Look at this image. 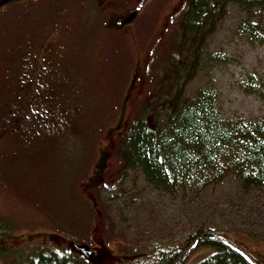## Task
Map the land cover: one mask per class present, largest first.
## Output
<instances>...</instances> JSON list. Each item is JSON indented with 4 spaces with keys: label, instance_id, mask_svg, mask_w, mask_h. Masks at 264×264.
Masks as SVG:
<instances>
[{
    "label": "rangeland",
    "instance_id": "rangeland-1",
    "mask_svg": "<svg viewBox=\"0 0 264 264\" xmlns=\"http://www.w3.org/2000/svg\"><path fill=\"white\" fill-rule=\"evenodd\" d=\"M180 1L92 0L85 6L78 4L79 0L1 3L0 101L8 96L5 88L9 78L5 74L16 56L14 49L35 45L32 43L47 33L50 44L58 41L56 48L62 49L56 57L57 66L60 61L61 66H71L80 82L74 95L78 103L75 127L79 125L81 134L91 136L73 138L63 130L60 136L43 134L30 142L0 139V230L8 233L2 239L22 244V251L34 239L30 233L48 231L47 242L67 246L70 239L85 243L98 261L115 264L130 246L142 250L154 243L180 242L199 228L214 227L235 231L231 242L264 264V190H242L232 173L223 177L210 173L200 183L186 180L168 190L158 189L144 181L140 169L125 170L114 162L121 150L118 144L107 152L108 164L99 172L98 183L90 189L88 181L84 182L93 172L102 147L109 146L104 128L119 114L115 102L127 91L132 71L151 54L147 68L151 72L152 63L164 58L167 44L176 36L174 27L184 7ZM120 5H132L141 12L133 15L127 30L122 29L110 41L113 29L107 20ZM252 11V16L264 18L262 9ZM244 14L232 3L209 38L210 48L225 53L228 62L200 72L187 85L192 90L213 83L224 115L256 118L264 116V98L256 92H244L240 82L249 73L264 76V42L235 32L234 24ZM168 18V30L150 51L158 29ZM67 20L71 26L63 28ZM64 41L67 46L61 48ZM89 61L97 69L96 78H90ZM209 76L214 79L206 81ZM140 99L136 96L123 105L126 120L133 116ZM5 112L4 108L0 111V123ZM51 128L57 132V127ZM199 184L204 187L198 188ZM207 251L200 248L194 256ZM6 259L7 255L0 253V262Z\"/></svg>",
    "mask_w": 264,
    "mask_h": 264
},
{
    "label": "trees",
    "instance_id": "trees-1",
    "mask_svg": "<svg viewBox=\"0 0 264 264\" xmlns=\"http://www.w3.org/2000/svg\"><path fill=\"white\" fill-rule=\"evenodd\" d=\"M182 1L185 2L183 11L174 27L176 36L167 44L164 58L152 63L153 69L149 72L147 68L152 59L151 54H148L149 57L142 63L144 66L138 64L132 71L121 101L116 99L115 108L119 114L110 127L104 128L105 137L110 140L109 146L102 147L93 172L84 181H88L90 189L98 183L99 172L103 173L107 167V152L111 150V146L118 148L119 144L121 150L116 155L120 157L117 156L114 162L125 170L140 169L144 181L158 189L168 190L186 180L189 183H200L202 177L210 173H216L219 177L232 173L237 177L242 190H264V116L245 118L224 115L217 103L218 92L213 89V83L200 84L192 90L187 85L200 72L207 73L212 66L228 62L225 53L210 48L209 38L222 24L232 3L239 5L245 13L234 24L235 32L251 41L264 42V18L261 15H251L254 13L252 9L260 8L264 11V0H181L180 4ZM88 2L91 1L82 0L78 4L85 6ZM24 10L27 9L23 8ZM140 12L132 5H120L111 19L107 20L108 26L113 29L109 40L117 38L122 29L127 30L125 28L128 23ZM168 17L171 16L168 14ZM169 24L170 18L158 29L150 51L168 30ZM66 26H71L69 20L63 28ZM47 37L45 33L38 42L32 43L35 44L34 48L38 47L36 44L40 46L31 53L35 57L29 54L26 62L36 61L39 52H46L47 49L52 58L56 59L62 49L56 48L58 41L52 46ZM30 46L32 45L26 44L24 48H15L14 61H11L10 66L7 65L9 70L5 75L9 80L5 89H8L6 93L11 97L4 96L0 101V111L3 108L6 110L1 121L3 123H0V139L10 137L14 142H30L43 134L55 133L60 136L64 132L58 129L56 132L51 128L56 127V121H63L60 115L65 111L64 104L55 102L56 111L48 116L43 115L45 110L42 113L31 110L32 116L26 111L33 105H27L25 101L24 93L28 94L27 78L24 77L23 64H19L17 56L21 53L19 50L27 52ZM65 46V41L60 43L61 48ZM3 53H7L6 50ZM60 63L62 62L57 66V78L68 76L65 82H72L69 85L75 86L74 92H77L80 82L66 71L71 66H61ZM55 64L58 65L57 59ZM86 66L92 69L90 78H96L94 72L97 69L93 68V63L89 61ZM209 78L214 79L209 76L206 81ZM240 83L244 92H256L264 98L263 75L249 73ZM64 88L71 91L68 87H62L61 90ZM136 96L141 99L134 106L133 116L126 120L123 105L130 104ZM73 100L74 104L67 110L68 120L73 126L65 132L73 138L78 136L85 140V135L91 138L88 134H81L79 125L75 127L74 122L76 118L78 120L75 105L78 103L77 99ZM21 115H25V118L22 119ZM10 120L12 122L9 124ZM54 120L56 121L52 124ZM197 187H204V184ZM90 204L92 207L91 202ZM4 231L6 230H0V253L6 254L7 259L0 264H90V260L68 244V241L67 246L64 243L47 242L45 235L48 231L30 233V238L34 239L22 251L19 250L22 244L2 239L3 235H8ZM234 233L236 232L214 227L199 228L180 242L154 243L142 250H133L134 247L130 246V251L120 253L114 263L260 264L231 242L230 236ZM37 235L42 237L36 238ZM68 246L73 247V250H69ZM200 248L208 251L194 256Z\"/></svg>",
    "mask_w": 264,
    "mask_h": 264
},
{
    "label": "flooded vegetation",
    "instance_id": "flooded-vegetation-1",
    "mask_svg": "<svg viewBox=\"0 0 264 264\" xmlns=\"http://www.w3.org/2000/svg\"><path fill=\"white\" fill-rule=\"evenodd\" d=\"M9 1V0H0V9L2 7V2ZM82 0H80L81 2ZM92 1V0H90ZM130 16V15H129ZM117 20L119 18H116ZM124 20V19H123ZM36 48H34V45L30 46L27 52H22L18 54V62L19 64H23V73H25L24 77L27 78L26 84L28 85V94L26 95L24 93L25 101L27 105H33L32 108H27L26 111L29 114V116H32L33 112L31 110H34L36 112H41L43 110L44 116H48V114H53L55 110V102H59L61 104H64L67 106V109L65 111L61 112L62 114L60 117L63 121H52V124L56 121V127L58 131L67 130L71 127L72 122H70L69 116L67 114L68 107L72 106L74 104V95L76 92H74L75 86L69 85L72 82H65L68 79V76L63 75V79L57 78V75L59 73V67L55 64V57L54 59L51 56L50 51L47 49L46 52H43L41 50L39 54L36 56V61L26 62V58L30 57L29 54L34 52L36 49L39 48L40 44H36ZM57 55V50L55 51ZM34 54H31V56ZM35 57V55H34ZM39 65V67H38ZM66 71L75 78V74L72 71V68L66 69ZM31 72V73H30ZM50 79V81H49ZM66 83V84H64ZM62 87H68L71 89V91H68L66 88L62 89ZM70 96V97H68ZM71 103L72 105L68 104ZM54 104V105H53ZM66 117V118H65ZM21 118L24 119L25 115H21ZM60 118V119H61ZM39 120V119H38ZM59 120V119H57ZM12 121L10 120L9 124ZM37 125L38 122H35ZM60 124V125H58ZM53 129V128H52ZM33 138V136H31ZM77 250H79L77 248ZM80 251V250H79ZM89 258L90 264H105L104 262H100L96 259V256L94 253H92L89 250L88 255H84Z\"/></svg>",
    "mask_w": 264,
    "mask_h": 264
},
{
    "label": "water",
    "instance_id": "water-1",
    "mask_svg": "<svg viewBox=\"0 0 264 264\" xmlns=\"http://www.w3.org/2000/svg\"><path fill=\"white\" fill-rule=\"evenodd\" d=\"M76 248H78L82 254L84 255H88L89 254V248L88 247H85L83 246L82 244H79V243H75L73 242L72 243Z\"/></svg>",
    "mask_w": 264,
    "mask_h": 264
}]
</instances>
